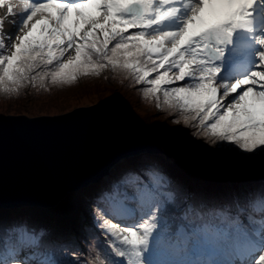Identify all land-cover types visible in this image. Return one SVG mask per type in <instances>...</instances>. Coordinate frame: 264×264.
Here are the masks:
<instances>
[{"label": "snow or ice", "instance_id": "obj_1", "mask_svg": "<svg viewBox=\"0 0 264 264\" xmlns=\"http://www.w3.org/2000/svg\"><path fill=\"white\" fill-rule=\"evenodd\" d=\"M104 70L142 85L189 144L264 174V0H0V94ZM87 205L88 252L0 214V264H264V180L189 182L144 155L114 166Z\"/></svg>", "mask_w": 264, "mask_h": 264}, {"label": "water", "instance_id": "obj_2", "mask_svg": "<svg viewBox=\"0 0 264 264\" xmlns=\"http://www.w3.org/2000/svg\"><path fill=\"white\" fill-rule=\"evenodd\" d=\"M159 147L164 136L116 104L65 115H0V209L53 208L120 161Z\"/></svg>", "mask_w": 264, "mask_h": 264}, {"label": "rangeland", "instance_id": "obj_3", "mask_svg": "<svg viewBox=\"0 0 264 264\" xmlns=\"http://www.w3.org/2000/svg\"><path fill=\"white\" fill-rule=\"evenodd\" d=\"M130 81L122 74L104 70L99 75L81 76L71 85L49 84L46 89L29 85L21 89L18 96L0 94V115H65L82 108L116 104L135 110L139 123L164 136V147H159L160 153L132 157L147 155L158 159L174 174L194 183L254 185L264 180V174L260 172L240 173L215 160L210 146L199 137H192L195 143L189 144L187 137L174 131L179 126L170 123L173 114L159 110L154 100L143 97V87L134 90ZM191 131L194 129H184L185 133ZM199 156L202 158L199 162L205 164L204 169L194 163ZM100 183L66 195L53 208L0 209V214L30 216L70 234L77 247L87 251L90 236L81 225L88 223L87 197Z\"/></svg>", "mask_w": 264, "mask_h": 264}, {"label": "trees", "instance_id": "obj_4", "mask_svg": "<svg viewBox=\"0 0 264 264\" xmlns=\"http://www.w3.org/2000/svg\"><path fill=\"white\" fill-rule=\"evenodd\" d=\"M186 130V128H185ZM202 139V138H201ZM197 142H199V139L197 140ZM199 160H202L201 156L198 157V159L196 161H194L195 165L202 167L204 169L205 164L199 162ZM208 172V171H207Z\"/></svg>", "mask_w": 264, "mask_h": 264}, {"label": "bare ground", "instance_id": "obj_5", "mask_svg": "<svg viewBox=\"0 0 264 264\" xmlns=\"http://www.w3.org/2000/svg\"><path fill=\"white\" fill-rule=\"evenodd\" d=\"M103 180V179H102Z\"/></svg>", "mask_w": 264, "mask_h": 264}]
</instances>
